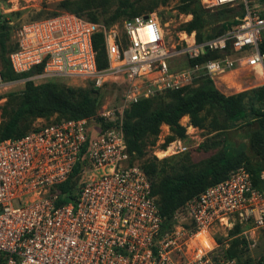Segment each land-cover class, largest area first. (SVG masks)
Instances as JSON below:
<instances>
[{
	"label": "built area",
	"instance_id": "2783aa9c",
	"mask_svg": "<svg viewBox=\"0 0 264 264\" xmlns=\"http://www.w3.org/2000/svg\"><path fill=\"white\" fill-rule=\"evenodd\" d=\"M8 2L0 0V13L12 10ZM230 4L243 10L235 26L201 42L183 30L170 43L155 12L107 25L62 11L20 26L9 54L15 74L38 69L37 79L81 78L96 89L113 78L127 89L117 108L0 141V264H235L225 256L235 226V237L248 250L257 248L264 238V190L254 187L246 169L186 201L163 227L157 198L123 133V113L152 89L179 90L238 67L264 77V0H200L204 9ZM97 34L103 69L96 66ZM205 53L218 57L191 63ZM186 119L179 122L185 137L153 157L190 151L189 130L197 128ZM69 178L72 199L58 203L56 187Z\"/></svg>",
	"mask_w": 264,
	"mask_h": 264
},
{
	"label": "trees",
	"instance_id": "16d2710c",
	"mask_svg": "<svg viewBox=\"0 0 264 264\" xmlns=\"http://www.w3.org/2000/svg\"><path fill=\"white\" fill-rule=\"evenodd\" d=\"M109 4L110 0H61L57 6L61 11L107 25L120 16L129 19L139 15L135 4L124 0L113 14L106 16ZM180 11L192 15V20L184 25L183 30L188 33L196 32L198 42L214 37L209 35L202 38L199 34L207 24V14L200 6V0H184ZM93 47L96 52V66L103 69L106 67V56L101 34L93 38ZM14 48L15 44L10 45L8 26L0 24V81L3 83L26 80L39 71L35 69L15 74L9 62V54ZM216 57V53H205L191 63ZM199 80L201 83L197 88L166 91L165 96L139 100L124 113L123 133L127 152L132 161L139 163L150 182L151 194L157 198L163 227L169 226L173 213L186 201L207 187L226 179L238 168L246 169L252 177L254 187L264 190V182L259 181V174L264 169V88L262 92L254 90L250 93L225 96L215 89L207 77L202 76ZM166 98L168 103L165 102ZM99 104V93L92 88L75 90L56 81L38 85L26 81L15 109L8 118L0 122V141L25 135L34 129H30V123L37 118L57 115L59 118L53 121H58L62 118L93 117ZM261 104L263 108L259 107ZM183 116H188L195 126L201 128L209 117L212 118L213 127L217 124V118L225 117L223 151L221 157L199 172L185 169L171 175L165 167L158 164L155 157L146 155V141L157 136L162 124L168 126L171 132L169 140L184 138L185 129L179 124ZM74 187L72 178L58 185V203L69 202L72 199L69 193ZM239 232L238 226L230 232V236L234 238L225 250V256L234 260L235 264H264V255L254 260L246 254L248 249L245 240L235 237Z\"/></svg>",
	"mask_w": 264,
	"mask_h": 264
},
{
	"label": "rangeland",
	"instance_id": "374dc122",
	"mask_svg": "<svg viewBox=\"0 0 264 264\" xmlns=\"http://www.w3.org/2000/svg\"><path fill=\"white\" fill-rule=\"evenodd\" d=\"M5 1L6 0H2V2ZM60 1L61 0H10V2L6 4V7L12 10L9 11V13H0V24L8 26L10 45L13 46L14 35L25 22L45 18L52 16L54 13L62 12L57 6ZM123 1L124 0H110L108 11L105 15L108 16L113 14ZM183 1L184 0H128V3L135 4L134 7L139 14L155 12L159 17L166 37L171 43L177 40L178 34L183 31L184 25L192 20L191 14L182 13L180 11V6L183 4ZM204 11L207 14V24L199 33L202 38L209 35L216 37L230 30L235 26V18L240 17L243 12L242 7L236 4L204 9ZM126 19L125 16H120L111 24L120 23ZM194 33L197 40L196 32ZM207 78L212 82L215 89L225 96H232L245 92L250 93L254 90H261L262 92V88H264V77L254 74L250 68L238 67L233 72ZM26 81H30L35 85L47 81H56L75 90L92 88L99 93L100 104L98 109L101 111L117 108L120 104L122 95L127 89L126 85L122 83L121 80L113 78H109L107 83L98 89L94 88L91 81L81 78H52L41 80L34 76H30L26 80L21 79L8 83L0 81V122L8 118L15 109L19 101L20 92L23 89V84ZM200 83L199 78L194 79L191 84L183 88H197ZM153 90L154 89L151 90V94H148V97H143L141 100L166 95V92H153ZM139 91L141 94L147 92L144 88ZM165 102H169L168 98L165 99ZM256 107H258V105H256ZM259 107L263 108V105L261 104ZM116 110L113 112L114 115L118 113ZM124 113L122 115V123L124 121ZM57 118H59L57 115H52L48 118H37L30 123V129L53 122V120ZM186 118H188L190 124L197 128V130L193 132L189 130L190 151L185 154L157 160L158 164L165 167L168 174L171 175L181 173L185 169L190 172H199L207 165L214 163V161L222 155L223 138L226 132V118L223 116L217 118V124L213 127L212 118L209 117L205 122V126L202 128L195 126L188 116H183L179 122L181 124H187ZM170 136L171 132L168 126L162 124L159 127L157 136L146 141V155L152 156L153 152L163 149L171 141V139L169 140ZM260 239L256 249L247 250L246 252L251 259L258 260L264 255V239Z\"/></svg>",
	"mask_w": 264,
	"mask_h": 264
}]
</instances>
